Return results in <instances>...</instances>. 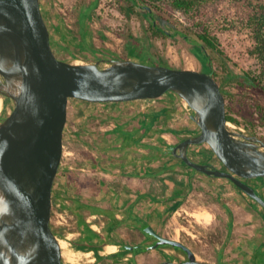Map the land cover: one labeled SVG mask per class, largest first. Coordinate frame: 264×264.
<instances>
[{"label":"water","instance_id":"1","mask_svg":"<svg viewBox=\"0 0 264 264\" xmlns=\"http://www.w3.org/2000/svg\"><path fill=\"white\" fill-rule=\"evenodd\" d=\"M167 92L193 109L201 129L172 152L198 172L229 180L264 208V198L243 180L264 176V141L229 128L212 74L130 59L64 61L51 46L40 0H0V97L14 105L0 120V264H65L51 220L69 100L130 102ZM197 144H208L224 168L192 160L189 148ZM145 229L158 240L144 251L169 246L188 256L160 264H210L185 243Z\"/></svg>","mask_w":264,"mask_h":264},{"label":"crops","instance_id":"2","mask_svg":"<svg viewBox=\"0 0 264 264\" xmlns=\"http://www.w3.org/2000/svg\"><path fill=\"white\" fill-rule=\"evenodd\" d=\"M51 23L50 35L61 38L57 31L63 30V23L54 17ZM87 27L82 22L79 34L86 35ZM193 114L172 92L130 102L69 100V137L81 148L74 151L73 165L59 169L54 204L60 206L65 199L64 211H55L68 214L75 228L64 238L79 264H136V251L119 256L134 245L128 244L127 234L144 227L162 232L166 221L196 193L225 197L218 202L229 216V254L219 256L216 264L220 259L223 264H264V212L257 202L229 180L198 172L172 152L171 147L200 134ZM189 156L222 169L208 144L190 146ZM248 182L264 198V178ZM82 243L100 247L102 259L93 250H80ZM109 247L116 249L109 252Z\"/></svg>","mask_w":264,"mask_h":264},{"label":"rangeland","instance_id":"3","mask_svg":"<svg viewBox=\"0 0 264 264\" xmlns=\"http://www.w3.org/2000/svg\"><path fill=\"white\" fill-rule=\"evenodd\" d=\"M95 3L96 6L94 7ZM43 6L60 13L65 25L75 32L79 40H83L87 48L86 52H82L77 45L68 48L67 42L63 38L50 35L51 45L60 59L64 61L86 64L103 59H116L114 56L119 55L124 57L123 59L150 65H162L161 59H163L165 63L176 69L197 70L210 74V70L213 68V72L218 75L216 76L218 83L223 80L221 67L225 62L231 70L237 73L253 72L259 69L258 61L251 53L254 42L250 32L242 29L241 23L236 30L224 29L223 18L237 19L243 17L244 14L243 10L229 0L210 7L206 16L210 19L211 30L217 38L216 46L224 56L211 50L206 51L203 43L195 35H191V38L197 42H188L181 36L167 39L155 38L150 30V21L145 17L144 12L140 11L139 14L136 13L129 18L121 11L119 0H43ZM92 6L94 8L90 17L84 21L88 26L87 34L81 35L79 34L81 31L79 22L81 11L85 7L90 8ZM164 16L170 21L159 18L158 22L167 30H184L191 26L190 21L180 13H175L173 17ZM51 17V12L46 13L49 31L52 28ZM71 40L73 41V39ZM130 45L134 46L138 55L135 57L134 54L135 58H131L128 53L127 47ZM93 51L105 52L106 57L96 58L97 56ZM105 65L106 63H102L101 66ZM226 90L228 91L226 104L233 108L229 112L242 122L241 125H237L228 121L229 128L237 133L255 136L264 141V123H262L257 110V103H264L263 97L252 90H241L236 82L226 85ZM186 105L190 107L187 103ZM13 108V102L4 98L3 111L11 113ZM250 122H254L255 126H252ZM66 127L67 135L65 133V136H67V140H65L64 147L67 155L63 159V167L74 164L76 159L74 151L81 148L74 144L69 137L70 130H72L70 124H67ZM70 151L74 154L69 155ZM214 178L219 181L224 179ZM217 196L209 193L192 195L183 209L166 221L162 226V232H160L165 237L185 243L195 252L199 261L210 264H216L215 261L219 256L229 254L227 252L229 250V240H227V218L229 216L228 212L218 202L222 196ZM257 206L259 207V205ZM51 221L56 226H62L56 224V216ZM127 235L131 237L128 240L129 245L140 241L146 245L152 242V237L146 230L128 233ZM60 239L65 240V238ZM69 248H66L65 254H70ZM175 256L185 257L181 251L165 247L160 250L140 253L135 260L136 264H157L164 258ZM67 260L68 258L64 259L65 264H71ZM76 264L79 263L76 262ZM219 264H223L221 259Z\"/></svg>","mask_w":264,"mask_h":264},{"label":"trees","instance_id":"4","mask_svg":"<svg viewBox=\"0 0 264 264\" xmlns=\"http://www.w3.org/2000/svg\"><path fill=\"white\" fill-rule=\"evenodd\" d=\"M223 1L225 0H119V4L121 11L125 14V16L129 18L132 15L136 13L139 14L140 11H143L145 17L150 21V30L155 38L167 39V38H175L177 36H181L184 39H186L188 42H197L196 40H193L191 38V35H195L197 39H199V41L203 43V46L206 51L211 50L217 52L221 56H224V54L216 46L217 38L216 36L213 35V32L211 30V25L209 22L210 19L206 17L207 11L210 7L219 5ZM229 1L237 5L241 10H243L244 14L243 17L237 19L223 18L222 20L224 23V29L236 30L239 28V24L241 23L242 25L241 28L248 30L251 34V37L254 42V48L252 49L251 53L257 59L259 64V69L257 71L243 72V73H237L234 70H231L229 66L226 64V62L223 63L221 67L223 80L219 84H220L221 92L225 99L226 119L227 121L236 123L237 125H241L242 122L237 118H235L234 116H232L231 113L229 112L232 111L233 108H230V106L226 104V99L228 98V91L226 90V85L236 82L238 88H240L241 90H252L261 97H263L264 99V0H229ZM95 6L96 3L94 4V7ZM40 7L45 23L47 22L46 13H50V12L52 17H54L57 21L63 23V26L61 27L63 28V30H58L57 34H59L61 38H63L67 42L68 48H70L72 45H77L82 52L87 51V48L83 40H79L75 32L70 30V28H68L65 25L60 13L56 12L55 10L53 11L49 7L43 6V0H40ZM94 7L93 6L90 8L85 7L81 11V16L79 17L80 24L86 21L90 17ZM175 13H180L183 16H185L190 21L191 26L186 27L184 30H167L159 24L158 22L159 18L170 21L167 18H165L164 15H169L170 17H173ZM71 39H73V41ZM127 50L131 58H135L138 56L134 50V46L131 45L128 46ZM53 51L55 52L54 48ZM93 52L95 53V56H97L96 58L102 59L103 57H106L105 52H98V51H93ZM55 54L57 55L56 52ZM57 57L60 58L58 55ZM114 58L123 59L124 57L115 55ZM161 60L163 62L162 65L169 66L167 63L163 61V59ZM210 74H212L215 80L218 82V79L216 78V76L218 75L217 73L213 72V68H211ZM257 110L261 117L262 123H264V103L258 102ZM250 123L252 126H255L254 122H250ZM65 140H67L66 136L64 137V143ZM59 173L60 171L58 172V174ZM261 178H264V176H262ZM54 199L55 196L53 189L52 218L55 216V212L57 210L64 211L65 209L63 205L65 201L64 198L61 200L60 206H58L56 203L54 204ZM257 205H259V207H261V209L264 211V208L260 204L257 203ZM81 224H79V228ZM51 227L59 238H64L67 232H71L75 230L72 223L71 226L64 227V226H56L54 222L51 221ZM79 249L83 251L93 250L95 251L98 259H102L99 254L100 247L91 246V245L85 246L82 243ZM132 252L133 251L124 248L123 252L119 256H126L127 254Z\"/></svg>","mask_w":264,"mask_h":264},{"label":"flooded vegetation","instance_id":"5","mask_svg":"<svg viewBox=\"0 0 264 264\" xmlns=\"http://www.w3.org/2000/svg\"><path fill=\"white\" fill-rule=\"evenodd\" d=\"M5 100H10V99L5 98ZM8 115H9L8 112L2 111L1 114H0V120L3 119L4 117L8 116ZM223 167H224V166H222V168H223ZM243 180H244L245 182L249 183V182H248V181H249V178H244ZM156 232H157V231H156ZM157 233H158L159 235L163 236L160 232H157ZM149 236L152 237V242L148 243V245L144 244L142 241L137 242L136 244L133 245V247L135 248V250H133V252H135V251H136L137 253H146V252H149V251H144V250H143L144 247L149 246V245H151V244H154V243L158 240L155 236L151 235L150 233H149ZM162 248H165V247H160V248L155 249V250H160V249H162ZM174 249H175V248H174ZM175 250H176V251H181V252L185 255V257H184V258H183L182 256H179V257H177V256H175V257H167V258H164L162 261L158 262L157 264H160V263H162V262H164V261H171V262H176V263H178V262L186 261V260L188 259V256H187V254H186L184 251H182V250H180V249H175Z\"/></svg>","mask_w":264,"mask_h":264},{"label":"bare ground","instance_id":"6","mask_svg":"<svg viewBox=\"0 0 264 264\" xmlns=\"http://www.w3.org/2000/svg\"><path fill=\"white\" fill-rule=\"evenodd\" d=\"M78 64H80V63H78ZM3 107H4V99L3 98H1L0 97V114H1V112L3 111ZM197 218L198 219H200L198 216H197ZM202 219V218H201ZM60 242H61V247H62V251H63V258L65 259H67L68 258V260H71L72 262H77L76 261V257H71V251H70V254H65V251H66V248L67 247H69L68 246V244H67V242H68V239H65V240H62V239H60ZM70 249V248H69ZM116 248L115 247H109L108 249H107V251H109V252H111V251H113V250H115Z\"/></svg>","mask_w":264,"mask_h":264},{"label":"built area","instance_id":"7","mask_svg":"<svg viewBox=\"0 0 264 264\" xmlns=\"http://www.w3.org/2000/svg\"><path fill=\"white\" fill-rule=\"evenodd\" d=\"M69 155H73L74 153L72 151H70L68 153ZM67 155V151L65 150V147H64V155H63V159L65 158V156ZM62 165H63V161H62ZM68 214H66L65 212H56L55 213V216H56V224L58 225H62L64 227H68L70 226V222H69V218L67 216Z\"/></svg>","mask_w":264,"mask_h":264}]
</instances>
